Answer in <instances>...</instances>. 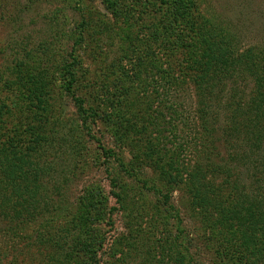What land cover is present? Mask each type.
I'll use <instances>...</instances> for the list:
<instances>
[{
	"label": "trees",
	"instance_id": "trees-1",
	"mask_svg": "<svg viewBox=\"0 0 264 264\" xmlns=\"http://www.w3.org/2000/svg\"><path fill=\"white\" fill-rule=\"evenodd\" d=\"M14 1L0 0V15ZM170 1L104 0L112 19L81 9L80 21L64 34L71 44L64 57L57 55L61 59L55 61L51 55L41 63L26 53L28 60L0 72V233L11 245L6 251L0 245V264H195L181 231L173 236L160 228L151 206L141 199V204L128 201V234L108 249L102 263L96 260L102 244L93 231L106 208L102 195L88 192L69 221L61 222L67 167L55 158L66 149L82 158L88 146L83 128L101 117L137 166L186 190L221 264H264V52H239L233 35L195 12V0L175 1L171 15L158 14ZM78 50L95 56V72L84 69ZM58 76L78 122L71 121L73 127L57 145ZM186 77L192 78L206 136L199 147L191 143L190 131L178 130ZM237 80L249 85L248 94L233 89L228 102L223 101L226 88H236ZM84 93L94 105L89 109ZM220 106L228 124L218 142L227 153L216 164L211 160L216 155L213 133L218 137L213 124ZM193 154L204 156L191 166L185 156ZM105 155L110 157L111 150ZM120 169L126 171L124 160ZM35 222L44 228L16 242L18 227Z\"/></svg>",
	"mask_w": 264,
	"mask_h": 264
},
{
	"label": "rangeland",
	"instance_id": "rangeland-1",
	"mask_svg": "<svg viewBox=\"0 0 264 264\" xmlns=\"http://www.w3.org/2000/svg\"><path fill=\"white\" fill-rule=\"evenodd\" d=\"M79 1L36 0L34 2L33 0L30 3L29 0H16L10 3L7 10L0 15V72L5 68L10 69L19 60H28L26 53L31 61L34 59L41 63H44L46 58L50 59L51 55H56L55 61L61 59L57 55L64 57L71 50V44L65 41L64 34L70 32L75 26L74 24L80 21L79 12L81 9L84 11V9L90 8L91 11L100 13L107 19L111 18L104 0H90L83 6ZM175 1L179 0L170 1L173 3L166 7H160L162 11H159L158 14L164 12V14L171 15L169 12H174ZM195 1L197 2L195 12L211 22L216 28L223 29L228 35H233L239 52L250 48L264 52V0ZM176 19L178 21V18ZM172 23H174L172 20L168 21V25L172 26ZM170 40L175 41L174 39ZM78 54L83 61L84 69H88L89 73L95 72L97 65L95 56L83 50H78ZM87 76L89 75L87 74ZM191 79V77L184 78L180 89V101L183 109L179 112V120L184 125L181 124L178 130L190 131L192 133L191 143L197 142L199 147L200 142L206 136L201 125L198 100ZM237 82L239 84L236 88L232 87L231 89L230 85L226 88V92L222 95L223 101L228 102L226 99L231 96L232 91L230 90L233 89L248 94L249 85L238 80ZM62 84L63 81L60 77L57 78L58 90L54 104L61 121L55 135L54 143L57 145L62 143L61 139L66 136L68 128L73 127L70 124L71 121L77 120L78 122L71 98L59 89ZM81 95L85 102V108L89 109L94 106L92 100L85 97V93ZM220 107L219 118L215 122L216 124H213L218 137H215L213 133L212 142L215 143L214 154L216 155L212 156L211 160L216 164H222V159H225L227 153L225 145L218 142L222 137L220 130L228 124V118L223 115L222 106ZM86 126L83 128L82 137L88 146L82 154V158H77L74 154L71 156V150H69V155L66 149L61 153L59 150L57 155L60 156L55 159H60L62 164L64 162L67 167L64 171L68 179L64 191L67 208L63 215L64 219L61 220L62 223L69 221L73 211L88 192H97L102 195L106 208L101 221L93 227L96 240L102 244L101 250L96 253V260L99 263L107 260L110 254L108 249L127 236V219L125 217L131 216L132 210L128 207V201L132 199L135 201L134 203L141 204L139 203L141 199L146 206H151L149 207L150 213L160 224L158 225L160 228L170 231L173 236L181 231L183 243H188L185 248L195 264H221L223 261L214 254L212 247L206 242L199 222L200 217L192 210L193 206L186 190L181 186H168L162 183L151 169L137 166L132 161L128 149L117 146L114 134L103 117L101 120H97V118L88 120ZM110 150L111 156L108 157L105 155V151ZM203 156L202 154H193L187 155L185 158L193 166L202 160ZM260 156L261 153L256 159ZM123 160L126 171L120 169ZM74 164H77L76 168ZM115 179L118 182L113 185ZM249 183L245 181L244 185L248 187L251 185ZM122 189H124L123 195L128 197L126 201L124 196H121ZM165 196L168 197L167 202H165ZM144 221H146L145 218L140 223ZM43 228V222L39 225L35 222L24 228L18 227L19 233L15 241L19 243L27 241L36 231ZM5 240L4 234L0 233V245L4 251H6L5 247L10 250L11 245ZM34 256L37 258L35 253Z\"/></svg>",
	"mask_w": 264,
	"mask_h": 264
}]
</instances>
